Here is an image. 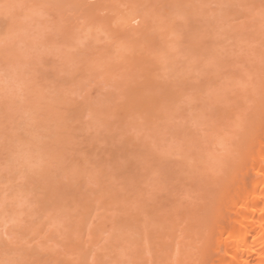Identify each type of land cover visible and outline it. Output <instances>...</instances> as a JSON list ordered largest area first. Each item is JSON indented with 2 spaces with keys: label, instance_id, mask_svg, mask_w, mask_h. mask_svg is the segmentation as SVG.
Wrapping results in <instances>:
<instances>
[{
  "label": "rangeland",
  "instance_id": "obj_1",
  "mask_svg": "<svg viewBox=\"0 0 264 264\" xmlns=\"http://www.w3.org/2000/svg\"><path fill=\"white\" fill-rule=\"evenodd\" d=\"M87 2H95L96 7H90L92 4ZM259 2L264 5V0H0V264H140L143 260L146 261L141 264H175L178 255H181L179 259L185 256L184 264L193 263L195 258L191 257L195 256L197 260L193 261L198 262L197 250L194 251L201 242L195 244L199 235L197 210L204 209L200 215L208 213L212 202L209 199L213 200L210 194L220 185L215 180L220 181L221 176L223 180L227 169L221 158L227 153L229 143L227 147H218L214 140L223 136L222 142L227 141L230 123L233 121L237 126L234 118L243 119L237 115L238 109H243L242 100H248L245 93L250 88L245 85L256 89L252 78L264 75V7H259ZM255 6L257 9L252 8ZM243 11L252 12L243 15ZM147 31L148 35L152 34L150 38L154 36V45L160 42L156 46L160 53L153 54L152 48L156 47L152 41V46L146 45L152 52L137 46L145 41ZM239 35L243 36L242 40ZM163 44L167 53L162 52ZM256 53H261L260 61H254ZM168 57L172 65L176 64L172 66L176 67L173 72L171 66H166L170 64ZM226 58L228 62L236 61L228 64ZM197 65L198 68L202 65L204 74L203 69H207V78L197 71L200 68L193 69ZM191 67L207 85L201 86L203 81L192 77L196 73L189 70ZM237 70L244 84L238 77L234 80L233 73ZM244 71L248 72V82L241 73ZM195 79L202 81L201 84L194 83ZM228 80L230 84H225ZM211 81L213 84L209 85ZM195 84L200 86L198 92L203 86L207 92L195 95L192 90ZM208 85L211 89H206ZM238 87L246 92L237 91L235 97L239 94L241 97L234 100ZM253 99L256 102L252 97L244 106L251 105ZM196 101H201V107L193 104ZM255 102L249 106L251 111ZM184 105H194L193 110L198 107L196 114L205 123L204 119L214 115L216 123L212 117L208 122H212L211 126L207 123L196 126L198 117L194 116V120L190 115L192 108ZM231 111L235 113L233 119ZM223 117L232 120L227 126L230 130L223 127L227 129L224 132L220 122ZM181 123L184 132L188 129L184 135L197 132L194 135L199 138L181 137ZM204 124L211 128L207 131L211 134L205 135L207 142L214 144L205 145L206 140L203 143V133L207 130L205 126L204 132L201 129ZM186 126L195 129L194 133ZM215 145L218 150L227 151L217 152ZM222 166L226 167H223L224 175ZM190 208L196 210L192 214L195 218L191 216L195 220L189 218V212L194 211ZM199 217L198 221L203 215ZM191 224L195 227L191 228ZM206 227L205 223L201 226L202 236L208 235ZM188 235H196L194 247L188 244L192 241L190 237L188 241ZM189 250L196 253L190 255L191 261ZM138 255L145 258L141 260Z\"/></svg>",
  "mask_w": 264,
  "mask_h": 264
},
{
  "label": "bare ground",
  "instance_id": "obj_2",
  "mask_svg": "<svg viewBox=\"0 0 264 264\" xmlns=\"http://www.w3.org/2000/svg\"><path fill=\"white\" fill-rule=\"evenodd\" d=\"M101 1V0H100ZM233 1V0H232ZM237 1H240V0H237ZM251 1V0H250ZM255 1V0H254ZM90 2V1H89ZM89 2H87V3H89ZM230 2V1H229ZM235 2V1H234ZM242 2V1H241ZM253 2V1H252ZM251 2V3H252ZM261 2H262V0H261ZM96 3H98V1L96 2ZM238 3V2H237ZM247 3V2H246ZM250 2H249V4H251ZM254 3V2H253ZM258 4V1H256L255 2V4ZM89 4H92V5H89L90 7H93L94 5H95V2H93V3H89ZM233 4V3H232ZM230 5V4H229ZM238 5H241V4H238ZM242 5H243V3H242ZM241 5V6H242ZM260 5H262V4H260V2H259V7H264V5H262V6H260ZM232 6V5H231ZM244 6V5H243ZM246 6H248V4L246 5ZM251 6H252V4H251ZM257 6V5H256ZM256 6H255V8L254 7H252L253 9H257L256 8ZM95 7H96V5H95ZM233 7V6H232ZM245 7V6H244ZM258 7V6H257ZM258 7V9L257 10H259L260 8ZM234 8V7H233ZM235 8H236V6H235ZM238 8H239V6H238ZM243 8V7H242ZM241 8V9H242ZM246 8V7H245ZM264 9V8H263ZM236 10H237V8H236ZM244 10H246V9H244ZM249 10V9H248ZM247 10V11H248ZM252 10V9H251ZM241 11V10H240ZM239 11V12H240ZM254 11V10H253ZM263 11V13H264V10H262ZM230 12H231V10H230ZM230 12H228V15H230ZM245 11H243V15L246 13H244ZM252 12V11H251ZM251 12H248V13H251ZM255 12H256V10H255ZM233 12H231V14H232ZM236 13V12H235ZM241 13V12H240ZM248 13H246V14H248ZM227 14V13H226ZM234 14V13H233ZM262 14V13H261ZM252 15V14H251ZM250 15V16H251ZM255 14H253L252 16H254ZM264 15V14H263ZM241 16H242V13H241ZM246 16V15H245ZM247 17V16H246ZM259 17V16H258ZM257 17V18H258ZM248 18V17H247ZM250 18H253V17H250ZM249 18V19H250ZM260 18V17H259ZM258 18V19H259ZM246 19V18H245ZM262 20H263V18H262ZM249 21V20H248ZM252 21V20H251ZM259 21V20H258ZM245 22H247L246 20H245ZM256 23V22H255ZM247 24H249L250 25V23H247ZM251 24H253L252 22H251ZM141 25V24H140ZM240 25V24H239ZM238 25V26H239ZM243 24L241 23V26H242ZM248 25V26H249ZM246 26V25H245ZM261 26H263V25H261ZM234 28H236L235 26H233ZM247 27V26H246ZM169 28H171V27H169ZM229 28V27H228ZM238 28H240V27H238ZM252 28V27H251ZM262 28V27H261ZM150 29V28H149ZM254 29H255V27H254ZM144 30H146V29H144ZM236 30H237V28H236ZM239 30H241V29H239ZM261 30V29H260ZM149 31H151V30H149ZM149 31H147V34H146V32H144L146 35H144V42H143V40H142V42L140 43V44H138L137 46L141 49L142 47L141 46H143V48L145 47V48H147V49H149L150 50V46H154V47H156L157 45H158V47L160 46L159 44H160V42L158 43V39H154V41L156 40L157 42H155V43H157V45H154V42L152 41L153 40V38H154V36L153 37H151L150 38V36L149 35H152L151 33H149V35H148V32ZM231 31H232V29H231ZM231 31H229V32H231ZM243 31H244V27H243ZM248 31H249V29H248ZM250 31L252 32V30L250 29ZM227 32V31H226ZM157 33L158 32H156L155 34L157 35ZM246 33V32H245ZM237 34V33H236ZM147 35L149 36V37H147ZM153 35H154V32H153ZM155 35V36H156ZM241 35V34H240ZM240 35H239V37H240ZM254 35H257V33L256 34H254ZM230 36V35H229ZM228 36V37H229ZM247 36V35H246ZM264 36V35H263ZM147 37V38H146ZM158 37V36H157ZM161 37V36H160ZM159 37V38H160ZM237 37V36H236ZM239 37L238 38H236V39H239ZM244 37H245V35H244ZM248 37H249V35H248ZM250 37H252V36H250ZM257 36H255V38H256ZM260 37V36H259ZM151 40H150V39ZM156 38V37H155ZM173 38V37H172ZM241 38V40L243 39V36L242 37H240ZM247 38V37H246ZM149 39V40H148ZM164 39V38H163ZM162 39V40H163ZM231 39V38H230ZM249 39V38H248ZM258 38H256V40H257ZM171 40V39H170ZM141 41V40H140ZM150 41H152L153 42V44L151 45L150 43H152V42H150ZM161 41V40H160ZM163 42V41H162ZM176 42H178V41H176ZM260 42V44H261V41H259ZM258 42V43H259ZM145 43V44H144ZM147 43H149L148 44V46L149 47H147L146 45H147ZM166 43V42H165ZM233 43V42H232ZM262 43H264V42H262ZM142 44V45H141ZM162 44V43H161ZM239 45H241V44H239ZM244 45V44H243ZM163 46V47H162ZM161 47H162V49L165 47L164 46V44L162 45ZM261 46H262V44H261ZM261 46H259V49H260V47ZM161 47H160V49H161ZM238 47V46H237ZM255 47V46H254ZM152 48V47H151ZM233 48H235V45H234V47ZM240 48H241V46H240ZM262 48V47H261ZM138 49V48H137ZM136 49V50H137ZM157 47L153 50V48H152V51H153V54L155 53V52H157L158 51V53H160L159 52V50L157 49ZM165 49V50H164ZM163 50H162V52H164L165 51V53H167V49L166 48H164ZM237 49V48H236ZM239 49V48H238ZM258 49V50H259ZM243 50V49H242ZM249 50V49H248ZM255 50V49H254ZM263 50V49H262ZM137 51H139V50H137ZM151 51V50H150ZM151 51V52H152ZM176 51H178V49L176 50ZM245 51V50H244ZM244 51H242V52H244ZM257 51V50H256ZM161 52V54H163ZM173 52H175V51H173ZM242 52H240L241 54H242ZM247 52V51H246ZM157 53V54H158ZM209 52H207V54H208ZM229 53V52H228ZM236 53H239V52H236ZM250 53V52H249ZM255 53V52H254ZM139 54V53H138ZM137 54V55H138ZM172 54V52L168 55V56H170ZM173 54H175V53H173ZM227 54V53H226ZM231 55H230V57L232 56V54H233V52L232 53H230ZM263 54H264V52H263ZM209 55V54H208ZM208 55H206L207 57H208ZM224 55V54H223ZM245 55H247V54H245ZM256 55H257V57H256ZM256 55H254V57H255V59L257 58V59H259V60H254V57H253V54H252V60L251 59H249V60H251L252 62H254V61H260V56H261V53L258 55L257 53H256ZM144 56H148V55H144ZM165 56H167V55H164V58H166ZM216 56H218V55H216ZM229 56V55H228ZM249 56V55H248ZM259 56V57H258ZM137 57H139L140 58V55L139 56H137ZM158 57V56H157ZM162 57V56H161ZM161 57H159V59L161 60ZM225 57V56H224ZM247 57V56H246ZM173 58H175V57H173ZM158 59V58H157ZM157 59L155 58L154 60L157 62V63H159L158 61H157ZM168 63L167 64H169V65H166V66H168V67H170L171 66V68H172V66H175L176 64L173 62V65H172V61L170 60L171 58H169L168 57ZM177 59V58H176ZM206 59V58H205ZM223 59V58H222ZM221 59V60H222ZM231 59H232V57H231ZM231 59H229V60H231ZM235 59V58H234ZM240 59H243V58H240ZM141 60V59H140ZM145 60V59H144ZM143 60V61H144ZM159 60V61H160ZM175 60V59H174ZM213 60L214 59H212V61H211V63L213 62ZM246 60V59H245ZM254 60V61H253ZM261 60H262V58H261ZM142 61V60H141ZM143 61H142V63H143ZM148 62V60H145V62ZM170 61V62H169ZM225 61V60H224ZM226 61H227V58H226ZM232 61L233 60H231L230 62H228V64H230V63H232ZM234 61H236V60H234ZM233 61V62H234ZM239 61V60H238ZM251 61H249V62H251ZM144 62V63H145ZM146 62V63H147ZM215 62V61H214ZM222 64H225V63H223L222 61H220ZM251 62V63H252ZM149 63V62H148ZM153 63V62H152ZM157 63H155V64H157ZM216 63V62H215ZM262 63V61L260 62V64ZM161 64V63H160ZM238 64V63H237ZM254 64V63H253ZM263 65V64H262ZM164 66V65H163ZM166 66H164V67H166ZM194 66V65H193ZM201 67H202V65H200ZM200 66H199V68H200ZM214 66V65H213ZM212 66V67H213ZM218 66H221L220 64L218 65ZM233 66H235V65H233ZM247 66H249V65H247ZM246 66V67H247ZM156 67V66H155ZM154 67V68H155ZM160 67H162L161 65H160ZM167 67V68H168ZM222 68H225L224 66H221ZM232 67V66H231ZM245 67V66H244ZM245 67V68H246ZM258 67L259 66H257V68L256 69H258ZM153 68V67H152ZM163 68V67H162ZM173 68H174V70H173ZM172 68V71L171 72H173V71H175L176 69V67H173ZM192 68L193 67H191V69H189V70H191V72L193 73V71H192ZM199 69L198 68V65H197V67L195 66V68H193V69ZM204 68V67H203ZM207 68H208V66H207ZM215 68V67H214ZM235 68V67H234ZM237 68V67H236ZM261 68V67H260ZM158 69H160L159 68V65H158ZM210 69V68H209ZM218 69H220V70H222L221 68H218ZM241 69V68H240ZM170 70V69H169ZM201 70V71H200ZM200 70H197L198 72H200V75H201V73H202V68H200ZM229 70V69H228ZM227 70V71H228ZM234 70V69H233ZM232 70V71H233ZM246 71H247V69H245ZM251 70V69H250ZM263 70V68L260 70V71H262ZM164 71V70H163ZM186 71V70H185ZM204 71H206V73L204 74V73H202V76L204 77V78H207V74H209L208 73V71H207V69H203V72ZM225 71H226V68H225ZM226 71V72H227ZM238 71V70H237ZM236 71V72H237ZM241 71V70H240ZM246 71H244V73L243 72H241L243 75H245V77L246 78H244V80L245 81H247L246 79L248 78L249 79V77L248 76H246V73L248 74V72H246ZM249 71V70H248ZM258 71V70H257ZM259 71V72H260ZM190 72V73H191ZM210 72V71H209ZM221 72H223V71H221ZM226 72H225V74H226ZM228 72H230L231 73V71H228ZM235 72V73H236ZM196 73V72H195ZM195 73H193V74H195ZM235 73H233L234 75H235ZM238 73V74H237ZM236 74L237 75H239V76H234L233 75V77H234V80L235 79H237V77L238 78H240V77H242V75L240 76V74H239V71L237 72ZM251 73H253V72H251ZM251 73H249V75L251 74ZM262 73V72H261ZM260 73V74H261ZM173 74V73H172ZM188 74V73H187ZM206 76H204V75ZM212 74V73H211ZM215 74V73H214ZM218 74V73H217ZM220 74V73H219ZM222 75H225V74H223V73H221ZM166 75H169V74H167L166 73ZM197 77H196V76ZM194 76H192V77H195V78H197V79H199L200 78V76H199V78H198V75H197V73L195 74ZM226 75H228V73L226 74ZM231 76H232V74H230ZM254 75H257V74H255L254 73ZM170 76V75H169ZM179 76V75H178ZM180 76H182V75H180ZM191 77V74L190 75H188V77ZM212 76H214L215 77V75H212ZM220 76V75H219ZM264 76V75H263ZM263 76L262 77H257V78H263ZM186 78H183V79H187L188 77L187 76H185ZM229 79H230V77L229 76H227ZM233 77H231V82L233 81L232 79H233ZM251 77V76H250ZM204 78H202L203 80H204ZM218 77H216V79H217ZM221 79L223 78L222 76L220 77ZM220 78H218V80L220 79ZM252 78V77H251ZM250 78V79H251ZM257 78H254L255 79V81H254V79L252 78V80H251V83L253 84V85H255V87H256V89L258 90V91H256V93L257 92H259V93H255V88H253V90L251 89V87H254V86H249L248 84H246L245 86L249 89V91H247L246 92V89H245V91H243L242 90V88H239L238 87V89L239 90H237L236 89V93L234 92V95L233 94H231V96L230 97H232V95L234 96V100L236 99V97L237 96H239V97H241V94H239V92H238V94L239 95H237L236 97H235V94H237V91H242V93H245L247 96H248V100H245V102H247V101H249V99H252V97L253 98H255L256 99V102L254 101V99H253V103L255 102V106H254V108L252 109V111L250 110V108H252V107H249V106H252L253 105V103H252V100H250V102H251V105L249 104H247L246 103V105H248L247 107L246 106H244V104H245V102H244V100H242L241 98H239L238 97V99H241L242 100V105H243V107H241L240 105V107L241 108H243L242 110L244 111V109H247L248 111H244V113H243V111L242 110H239L238 109V107H236V108H232V109H238V111H240L239 113H238V115L237 116H241L240 118H243V119H241V121H239L240 119H239V117H235V113H234V111H231L230 112V114H232V113H234V115H230V117L232 118V117H235V118H238V121H237V119H235L234 118V121H236L237 122V126H235L236 125V123L234 124V122L230 119V120H228V118H226V117H228V116H226V117H223L224 118V120L222 119V120H220V122L222 123V127L221 128H223V127H227L228 126V123H230L231 121V123H230V125H231V130L227 127V129L228 130H230L229 131V133L232 135H228V136H230L229 138L227 137H224V138H226L227 139V141H229L230 139H231V137H233V139H231L229 142H225V144H224V142H222L223 140H221L222 139V137L219 135V137H221V138H219V140L217 141V140H214L215 141V143H216V145L218 144V145H220V146H218V147H222V146H224V147H227L228 145V143H229V147H227L228 148V151H227V149H225V148H221V150L223 149V151L222 152H224V149L227 151V153L225 152V153H223L222 155H223V157L221 158V162H224V164L226 165V167H227V171L226 170H224L223 169V167L224 166H222V167H220V169L222 168V172H223V170H224V172H226L225 173V176H224V179L223 180H221V178H222V176H221V178H219L220 179V181H217V179L215 180L216 182H220V183H216L215 181H213L214 183H216V184H220L219 185V188L216 186V185H214L212 182H211V180L210 179H208V182H211L214 186H216L215 188H214V186H213V188H214V190H215V193H217V194H215V193H212V192H214L213 190H211L212 192H210V193H212V194H210L211 196L210 197H212L213 198V200L210 198L209 200H211L212 202H210L211 204H209V203H207L206 204V206L209 204V206H211V208H210V210L208 211L207 209V212L208 213H206L205 212V214H202L203 215V217H202V215H200V211H201V213L203 212V210L204 209H202L201 208V206L200 207H198V209L199 208H201V210L200 211H198L197 210V216H196V227H197V229H199V235L197 236V238L194 236H187V238L188 237H190V239H192V241H190V239L188 240V241H190V242H188V244L189 243H191V245L193 246L194 245V242H195V244H197V242H199V241H201L198 245H196V247H194V251H196L198 254H196L195 252H194V254H192L193 252H192V250L190 251H188V252H190V253H188V257H189V260L191 261L192 259L191 258H195V259H193L194 261H196L197 260V258H196V256L195 257H191V256H193V255H197V257H199L198 258V262H194L193 260H192V262L193 263H189V264H264V78L263 79H257ZM167 78H165V79H163L162 81H164V80H166ZM179 79H180V77H179ZM197 79H195V81H193L194 83H196V82H198V81H196ZM202 79H199V80H202ZM216 79H214V80H216ZM243 78H240L239 80H242ZM259 81H257V80ZM202 80V81H203ZM206 80V79H205ZM213 80V81H214ZM260 80H261V82H260ZM162 81H160V83L162 82ZM180 81V80H179ZM202 81H200V82H198L199 84H201V82ZM209 81V80H208ZM222 81H225V80H222ZM236 81V80H235ZM181 82H182V79H181ZM212 82V81H211ZM227 82V83H226ZM225 82V84H228V82H229V80L228 81H226ZM238 82V81H237ZM241 82V81H240ZM248 82V81H247ZM255 82H258V83H260L259 84V86L257 85L256 86V84H255ZM220 83V82H219ZM242 84H244L243 83V80H242V82H241ZM240 83V84H241ZM249 83H250V81H249ZM213 84V82L210 84L209 83V85H212ZM216 84H218L217 82H216ZM215 84V85H216ZM224 83H223V85H225ZM229 84H230V82H229ZM233 84V83H232ZM239 84V86L241 87V85ZM202 85H207V82L206 81H203L202 82V84H201V86ZM209 85L208 86H206V89H207V87H209ZM222 84H220V86H221ZM237 85V84H236ZM248 85V86H247ZM194 86V89L192 88V90L193 91H195V95L197 94H199V93H203L204 92V90L201 92V89H200V92H198V90L197 89H199V87L200 86H198V87H196L197 85L195 84V85H192V87ZM219 86V88H221ZM227 86V85H226ZM227 87H229L230 88V86H227ZM245 87V88H246ZM259 87V88H258ZM205 88V87H204ZM210 88V87H209ZM213 88V87H212ZM226 88V87H225ZM197 91H196V90ZM211 89V88H210ZM227 89V88H226ZM220 90V89H219ZM225 90V89H224ZM230 90H232L231 88H230ZM229 91V90H228ZM228 91H226V92H228ZM240 91V92H241ZM254 92V94H253V92ZM197 92V93H196ZM205 92H207V90L205 91ZM204 92V93H205ZM221 92H222V90H221ZM251 92V93H250ZM192 93H194V92H192ZM209 93V92H208ZM214 93V92H213ZM218 93V92H217ZM223 93V92H222ZM225 93V92H224ZM228 93H230V91L228 92ZM233 93V92H232ZM245 94H242V97H243V95H245ZM251 94V95H250ZM219 95V94H218ZM227 95V94H226ZM256 95H258V96H256ZM205 96V95H204ZM223 96H225L224 94H223ZM222 96V97H223ZM228 96H229V94H228ZM254 96H256V97H254ZM216 97H217V95H216ZM244 98V97H243ZM224 99V98H223ZM237 99V100H238ZM245 99H247V97L245 98ZM187 100V99H186ZM240 100V101H241ZM207 101V100H206ZM205 101V102H206ZM218 101H220V100H217V102ZM239 100H238V102H240ZM139 102H141L142 103V101H139ZM186 102H189V101H186ZM197 103H193L195 106H197V105H199V103L201 102V101H196ZM204 102V103H205ZM213 101H211L210 103H212ZM215 102V101H214ZM221 102V101H220ZM223 102H225V99H224V101ZM236 102V101H235ZM234 102V103H235ZM244 102V103H243ZM208 103V102H207ZM228 103H229V101H228ZM142 104H144L145 105V103L143 102ZM142 104H140L139 103V105H142ZM197 104V105H196ZM214 104H216V102L214 103ZM213 104V105H214ZM218 104V103H217ZM229 104H232V103H229ZM239 104V103H238ZM237 104V102H236V105H238ZM241 104V103H240ZM187 105V104H186ZM186 105H184L185 107H186ZM194 105L192 106V107H189V106H187V107H189V108H192L191 110L192 111H190L192 114H190V115H192L191 117H193L194 118V116H195V118L196 117H198V116H200V115H198V114H196V110L197 109H199L198 107H201L200 105L198 106V107H196L194 110H193V107H194ZM219 105H221V104H219ZM219 105H216L217 106V109H218V106ZM207 106V105H206ZM224 107H225V104L223 105ZM227 106V105H226ZM229 106V105H228ZM144 107V106H143ZM143 107H141V110L143 109ZM184 107V108H185ZM186 107V108H187ZM220 107H222V106H220ZM220 107H219V109H220ZM146 108V107H145ZM144 108V109H145ZM185 108V109H186ZM208 108V107H207ZM214 107H212V109H213ZM216 108V107H215ZM227 108V107H226ZM230 108V107H229ZM209 109V108H208ZM146 110H147V108H146ZM151 110V109H150ZM227 110H228V108H227ZM188 110H186V112H187ZM198 111V110H197ZM242 111V112H241ZM151 112H153V110L151 111ZM186 112L184 113V114H186ZM195 112V113H194ZM205 112V111H204ZM203 112V113H204ZM219 112H222V110H220ZM154 113H155V111H154ZM223 113V112H222ZM247 113H249V114H247ZM157 114V113H156ZM160 114V113H159ZM187 114H189L188 112H187ZM194 114H196V115H194ZM205 114V113H204ZM208 114V113H207ZM207 114H205V115H207ZM221 114V113H220ZM239 114H241V115H239ZM242 114H244V115H242ZM154 114H152V116H153ZM158 115V114H157ZM198 115V116H197ZM225 115V114H224ZM187 116V115H186ZM186 116H185V118H186ZM150 117V116H149ZM190 117V116H189ZM190 117V119H193V118H191ZM208 117H210L209 119H204V121L205 120H207V124H210V126L212 125V122L210 121V123H208L209 122V120H211V118L213 117V119H212V121L213 122H215L216 123V121L217 120H214V115H212V116H208ZM195 118H194V120H195ZM202 118V117H201ZM204 118H205V116H204ZM227 120H226V119ZM245 118V119H244ZM188 119V118H187ZM187 119H185V120H187ZM233 119V118H232ZM193 120V121H194ZM196 120H199V123L196 121L195 122V124H196V126H198L200 123H205V122H203L202 120H200V118L198 117V118H196ZM242 120H243V122H242ZM188 121V120H187ZM193 121H190V122H193ZM202 121V122H201ZM222 121H225L224 123L226 124L227 123V125H223L224 123L222 122ZM230 121V122H229ZM180 122H182V121H180ZM185 122V121H184ZM186 123V122H185ZM205 123V124H206ZM220 123V124H221ZM181 124H183V123H181ZM189 124V123H188ZM187 124V125H188ZM192 124V123H191ZM203 125V127L201 128L202 130H203V128H204V126H205V129L204 130H206V132L205 133H203L204 132V130H203V135L205 136L206 135V133H207V131L209 130V129H211V128H209V127H207L206 128V125ZM233 124V125H232ZM190 125V124H189ZM229 125V126H230ZM181 127V126H180ZM186 127H189V126H186ZM185 127V128H186ZM194 127V126H193ZM192 127V128H193ZM199 127V126H198ZM213 127V126H212ZM214 127H215V125H214ZM213 127V128H214ZM233 127H236V128H233ZM238 127V128H237ZM184 128V124H183V127H182V129ZM216 128V127H215ZM225 128H223V132L225 131V130H227V129H225ZM189 129L193 132V131H195V129L193 130V129H191L190 127H189ZM236 129V131H238V132H235L234 130ZM241 129V130H240ZM180 130V129H179ZM187 130L188 129H186V132H187ZM189 130V132L191 133V131ZM197 130V129H196ZM199 130V129H198ZM185 130L183 129V130H181V135H179V137L181 136V137H183V132H184ZM200 131V130H199ZM186 132H184L185 134H186ZM218 132H219V129H218ZM228 132V131H227ZM226 132V133H227ZM194 133V132H193ZM193 133H191V134H193ZM197 132H195L194 134H196ZM209 133V132H208ZM207 133V134H208ZM234 133V134H233ZM238 133V134H237ZM179 134V133H178ZM193 134V135H194ZM209 134H211V133H209ZM222 134V133H221ZM225 134V133H224ZM236 134V135H235ZM190 137H189V136ZM193 135H190L189 133H187V135H184V136H188L187 138H190L191 140H193V139H196V138H199V136L197 137V136H193ZM198 135V134H197ZM199 135H200V133H199ZM227 135V134H226ZM235 136V138H234V136ZM178 136V135H177ZM191 136H193V139L191 138ZM203 136V137H204ZM207 136H205V138H203L204 140H203V143H205V140H206V143H205V145L208 143L209 144V142H207V140H208V138H206ZM210 137H212V136H210ZM201 139H202V137H200ZM213 138V137H212ZM211 138V139H212ZM201 139H199V143H200V140ZM225 139V140H226ZM183 141H184V138H183ZM186 141H187V139H186ZM186 141H185V143H186ZM218 142H220V143H218ZM198 143V142H197ZM198 143V144H199ZM202 143V142H201ZM201 143H200V146H201ZM210 143H213V142H210ZM214 144V143H213ZM212 144V145H213ZM224 144V145H223ZM190 145H191V142H190ZM192 145H193V143H192ZM215 145V146H216ZM198 146V145H197ZM216 146V147H217ZM191 147V146H190ZM193 147V146H192ZM201 147H203V146H201ZM217 147V150L219 149ZM211 148V147H210ZM199 149V148H198ZM187 150V149H186ZM202 150V149H201ZM205 150H206V147H205ZM214 150V149H213ZM221 150H218L217 152H219V151H221ZM185 151V150H184ZM193 151H195V150H193ZM203 152H205V151H203ZM211 152V151H210ZM221 152V153H222ZM183 153V152H182ZM192 153V152H191ZM207 153V152H206ZM213 153V152H212ZM185 154V153H184ZM189 155H190V153H188ZM227 154V155H226ZM192 155V154H191ZM193 155H195V153L193 154ZM226 155V156H225ZM203 156V155H202ZM205 156V155H204ZM211 156V155H210ZM210 156L208 155V157L210 158ZM220 156V155H219ZM218 156V157H219ZM215 158V157H214ZM214 158H212V160L214 159ZM188 159V158H187ZM208 159V158H207ZM222 159H224L223 161H222ZM189 160H191V158L189 159ZM218 160V159H217ZM207 161V160H206ZM211 161V160H210ZM184 162V161H183ZM205 162V161H204ZM213 162V161H212ZM218 162H219V160H218ZM197 163V162H196ZM211 163V162H210ZM184 164V163H183ZM198 164V163H197ZM223 164V165H224ZM216 165H220L219 163L218 164H216ZM197 166H199V165H197ZM200 167V166H199ZM198 167V168H199ZM201 167H202V165H201ZM200 167V168H201ZM206 167V166H205ZM208 167V166H207ZM226 167H224V168H226ZM185 169V168H184ZM197 169V168H196ZM188 170V169H187ZM186 170V171H187ZM212 170V169H211ZM221 171V170H220ZM174 172V171H173ZM176 172H178V171H176ZM175 172V173H176ZM191 172V171H190ZM224 172L222 173V175H224ZM174 173V174H175ZM180 173V172H179ZM220 173V172H219ZM209 176H210V178L212 177L211 176V173L209 174V173H207ZM218 174V173H217ZM187 176V175H186ZM189 176H190V174H189ZM191 176H193V175H191ZM195 177L194 178H196V175H194ZM219 176H220V174H219ZM175 177V176H174ZM208 177V176H207ZM176 178V177H175ZM187 178V177H186ZM185 178V179H186ZM191 178V177H190ZM193 178V177H192ZM179 179H180V177H179ZM202 179V178H201ZM210 180V181H209ZM202 181H204V180H202ZM223 181V182H222ZM184 182V181H183ZM189 182V181H188ZM195 182V181H194ZM180 183V182H179ZM178 183V184H179ZM192 185V184H191ZM199 186V185H198ZM203 186V185H202ZM193 188H195L194 186H192ZM191 187V188H192ZM212 188V189H213ZM219 190H218V189ZM189 189V188H188ZM203 189H205V188H203ZM210 189V188H209ZM216 189H217V191H216ZM187 190V189H186ZM188 191V190H187ZM191 191V190H190ZM192 191H193V189H192ZM213 194H214V196H213ZM169 195V194H168ZM192 196H194V194H192ZM197 197V196H196ZM195 197V198H196ZM199 197V196H198ZM181 198V197H180ZM186 198V197H185ZM202 199V198H201ZM215 199V200H214ZM181 201H182V199H181ZM189 202V201H188ZM197 202V201H196ZM176 203V202H175ZM175 203H173V204H175ZM178 203V202H177ZM194 203H195V200H194ZM167 204H168V202H167ZM191 204V203H190ZM177 205V204H176ZM188 205H189V203H188ZM204 205V204H203ZM174 206V205H173ZM197 206V205H196ZM164 207V206H163ZM160 208H162V206L160 207ZM177 208V207H176ZM197 208V207H196ZM156 209V208H155ZM184 209V208H183ZM194 210L193 208H190V210ZM148 210V209H147ZM166 210V209H165ZM174 210V209H173ZM191 210V211H192ZM149 211V210H148ZM153 211H154V208H153ZM152 211V212H153ZM159 211H161V209L159 210ZM158 211V212H159ZM164 211V210H163ZM185 211H188V210H185ZM147 212V211H146ZM165 212V211H164ZM181 212V211H180ZM189 212V211H188ZM196 213V210H194L192 213L191 212H189L190 213V216H189V218L192 216V214L193 213ZM154 213V212H153ZM163 213V212H162ZM170 213V212H169ZM179 213V212H178ZM194 213V214H195ZM161 214V213H160ZM198 214H199V216H198ZM156 215V214H155ZM148 216H149V214H148ZM156 216H158V215H156ZM164 216V215H163ZM194 216V215H193ZM192 216V217H193ZM195 216L193 217V218H195ZM171 217V216H170ZM191 217V218H192ZM197 217H199V218H201L202 217V219H200V221H198V218ZM162 218V217H161ZM160 218V219H161ZM167 218V217H166ZM166 218L164 219V221L166 220ZM183 218V217H182ZM192 218V220H195V219H193ZM156 219V218H155ZM163 219V218H162ZM170 220H171V218H169ZM176 220V219H175ZM180 220H181V218H180ZM174 221V220H173ZM184 221H185V218H184ZM189 221V220H188ZM167 222V221H166ZM180 222H182V221H180ZM190 222V221H189ZM197 222H199V224L197 223ZM138 223H139V221H138ZM146 223H148V222H146ZM177 223V222H176ZM188 223V222H187ZM204 223L207 225V229H208V235L207 236H202V234H201V226L202 225H204ZM181 224V223H180ZM179 224V225H180ZM178 225V226H179ZM195 224H193V226H194ZM198 225H199V227H198ZM140 226H141V224H140ZM147 226H149V225H146V227ZM167 226V225H166ZM191 226V228L193 227L192 226V224L190 225ZM151 227V226H150ZM182 227V226H181ZM186 227V226H185ZM195 227V226H194ZM135 228V227H134ZM138 228H139V226H138ZM137 228V229H138ZM142 228V227H141ZM176 228H177V226H176ZM179 228V227H178ZM206 228H205V230L204 231H206ZM187 229V228H186ZM190 229V228H189ZM139 230V229H138ZM149 230V229H148ZM185 230V229H184ZM188 230V229H187ZM193 230H196L195 228L193 229ZM147 231V230H146ZM179 231H180V229H179ZM140 232V231H139ZM148 232V231H147ZM163 232V231H162ZM167 232V231H166ZM193 232V234L194 233H196L197 234V232L196 231H192ZM138 233V232H137ZM150 233V232H149ZM160 234H161V231L159 232ZM182 233V235L184 234L183 232H181ZM185 233H187V232H185ZM206 233V232H205ZM145 234V233H144ZM164 234V233H163ZM168 234V233H167ZM180 234V233H179ZM189 234H190V232H189ZM192 234V233H191ZM192 234V235H193ZM165 235H166V233H165ZM164 235V236H165ZM182 235H180V236H182ZM185 235V234H184ZM147 236V235H146ZM160 237H161V235H159ZM164 236H162V237H164ZM166 236H168V235H166ZM169 236H171V235H169ZM149 237V236H148ZM184 237V236H183ZM169 238V237H168ZM193 238H196L195 239V241H194V239ZM134 239L136 240L137 238H135L134 237ZM144 239H145V237H144ZM149 239V238H148ZM165 239H167V238H165ZM173 239V238H172ZM186 239V238H185ZM165 241L164 239H162L161 238V241ZM171 240V239H170ZM180 239H178V241H179ZM144 241V240H143ZM145 241H146V239H145ZM153 241V240H152ZM154 241H156L155 239H154ZM162 241V242H163ZM168 241V240H167ZM183 241V240H182ZM194 241V242H193ZM132 242H136V241H132ZM142 242V241H141ZM147 242H149V240L147 241ZM193 242V243H192ZM130 243V242H129ZM137 243V242H136ZM150 243V242H149ZM152 243V242H151ZM156 243V242H155ZM159 243V242H158ZM165 243V242H164ZM171 243V242H170ZM178 243H180V242H178ZM183 243V242H182ZM187 243V242H186ZM131 244V243H130ZM134 244V243H133ZM154 244V243H153ZM168 244V246H169V243H167ZM172 244V243H171ZM185 244V243H184ZM138 245V244H137ZM139 245H140V243H139ZM149 245V244H148ZM151 245V247H152V244H150ZM149 245V246H150ZM157 245V244H156ZM160 245V244H159ZM179 245V244H178ZM130 246V245H129ZM133 246V245H132ZM134 246H136V245H134ZM137 247V246H136ZM136 247H134L135 249H136ZM158 247V246H157ZM162 246H160V249L162 250V248H161ZM171 247V246H170ZM177 247V246H176ZM180 247V246H179ZM178 247V248H179ZM183 247V246H182ZM198 247V248H197ZM132 248V247H131ZM130 248V250L132 251V249ZM138 249L140 248V247H137ZM148 248H150V247H148ZM137 249V250H138ZM154 249V248H153ZM166 249V248H165ZM180 249V248H179ZM179 249H178V252H179ZM130 250H127V251H130ZM141 250H143V249H141ZM151 250V249H150ZM159 250V249H158ZM182 250V249H181ZM126 251V253H128ZM134 251H136V250H134ZM139 251V250H138ZM145 251V250H144ZM144 251H141L140 253H143ZM153 251V250H152ZM163 251V250H162ZM166 251H168V250H166ZM175 251V250H174ZM135 253V252H134ZM139 253V252H138ZM139 253V254H140ZM151 254H152V252H150ZM167 253H169V252H167ZM130 254H132V252L131 253H129V255ZM154 254V253H153ZM163 254H164V252H163ZM141 255V254H140ZM155 255V254H154ZM165 256L167 255V254H164ZM170 255V254H169ZM173 255V254H172ZM185 255V254H184ZM191 255V256H190ZM200 255V256H199ZM134 256V255H133ZM139 256V255H138ZM168 256V255H167ZM175 256V255H174ZM145 258V256L144 255H142V257H140L139 256V258H141V260H142V258ZM147 257H148V255H147ZM178 258L176 259V261H175V264H184V260H186L184 257L185 256H183L181 259H179L180 257H181V255L179 256H177ZM191 257V258H190ZM135 258L137 259L138 257H137V254H136V256H135ZM143 258V259H144ZM161 258V257H160ZM159 258V259H160ZM184 258V259H183ZM134 259V258H133ZM179 259V261H178V263H176L177 262V260ZM139 260L140 259H138V262H139ZM140 260V261H141ZM183 260V261H182ZM188 260V259H187ZM131 261V260H130ZM146 261V260H145ZM144 260L143 261H141V262H145ZM155 261V260H154ZM153 261V262H154ZM168 261V260H167ZM137 261H135V263H136ZM141 262H140V264H141ZM150 262L152 263V260H151V257H150ZM172 262H174V261H172ZM160 263V262H159ZM132 264V263H131ZM133 264H134V262H133ZM148 264V263H147ZM156 264V263H155ZM167 264H171V262L169 263V262H167ZM174 264V263H173Z\"/></svg>",
  "mask_w": 264,
  "mask_h": 264
}]
</instances>
